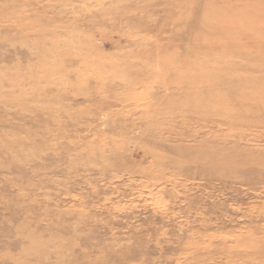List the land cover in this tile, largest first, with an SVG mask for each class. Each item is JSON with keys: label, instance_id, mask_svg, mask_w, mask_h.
<instances>
[{"label": "rangeland", "instance_id": "obj_1", "mask_svg": "<svg viewBox=\"0 0 264 264\" xmlns=\"http://www.w3.org/2000/svg\"><path fill=\"white\" fill-rule=\"evenodd\" d=\"M0 264H264V0H0Z\"/></svg>", "mask_w": 264, "mask_h": 264}, {"label": "bare ground", "instance_id": "obj_2", "mask_svg": "<svg viewBox=\"0 0 264 264\" xmlns=\"http://www.w3.org/2000/svg\"><path fill=\"white\" fill-rule=\"evenodd\" d=\"M220 19H221L222 22H225L227 18H225V16H224V18H223L224 20L222 19V17H221ZM220 19H219V22H217V25H218V26L220 27V29H221L223 23L220 22ZM205 26L208 27V28L210 27V25H209L208 22L205 24ZM214 28H215V25H214ZM222 33H223V35L225 36L224 32H222ZM204 37H207V36L205 35V36H203V38H204ZM203 38H202V39H203ZM210 51H211V50H210Z\"/></svg>", "mask_w": 264, "mask_h": 264}]
</instances>
